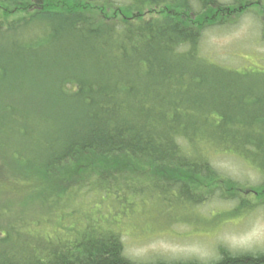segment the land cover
Returning <instances> with one entry per match:
<instances>
[{"label":"trees","instance_id":"1","mask_svg":"<svg viewBox=\"0 0 264 264\" xmlns=\"http://www.w3.org/2000/svg\"><path fill=\"white\" fill-rule=\"evenodd\" d=\"M110 2L0 0V167L19 163L17 176L35 184L30 206L0 212L13 224L1 233L0 264H264V252L223 246L212 261L139 263L125 257L118 233L121 221L135 218L136 226L158 215L177 225V205L192 212L226 200L233 217L264 206L262 195L248 202L216 187L211 198L184 179L190 172L201 184L224 182L211 158L226 153L253 169L261 179L255 189L264 191V73L230 74L199 48L200 16L250 0H128L96 14ZM147 6L159 7L160 19L179 16L143 22L123 12ZM20 80L39 91L34 105L17 100ZM80 157V173H56ZM90 201L106 212L84 210Z\"/></svg>","mask_w":264,"mask_h":264},{"label":"rangeland","instance_id":"2","mask_svg":"<svg viewBox=\"0 0 264 264\" xmlns=\"http://www.w3.org/2000/svg\"><path fill=\"white\" fill-rule=\"evenodd\" d=\"M110 1V3H113L112 5L97 4V7L100 8H96V14L101 15L103 12L110 14L112 9H118V6H122L128 2V0ZM221 1L226 4L229 3V0ZM133 9L123 10V12H125V15L136 16L138 20L143 19V22H151L153 20L157 22H174L171 18L179 16L176 11H168L167 14L169 16L160 19L155 15V12L159 11V7L147 6ZM170 14H172L171 17ZM200 18L202 40L200 41L199 48L209 63H217L231 70L230 74L247 78L259 77L261 75L259 73H264V0H250L249 3L227 12L219 11L215 13V10H210L205 14L204 18L201 16ZM176 22L180 21L177 19ZM19 38L22 39V35ZM11 73L13 72L9 71L10 76L12 75ZM23 74L26 75L23 76V79L24 77H28L29 81L35 80V77H38L34 74ZM4 79L5 76L0 77V81ZM41 80L35 85L39 86L38 84H41L43 81ZM18 83L23 84L24 88L22 90L23 94L18 96L17 100L30 101L29 105H34L33 102L36 99L33 94L39 93V91L36 89L27 91L26 85L28 82L26 81L20 80ZM245 86L240 84L238 88L241 89ZM3 90L5 92V87ZM1 99L0 95V105ZM38 105L40 107L45 106L44 103ZM54 116H56L55 113H53ZM35 133L36 136L42 135L40 131H36ZM0 158H2V153H0ZM75 159L76 161H71V159L65 160V164L55 170L56 173L61 176H63V171L68 172L72 170L80 173L84 168L85 160H82L81 157ZM15 164L18 166L13 165L12 167L10 166L12 164H4V168L0 167V212L4 215L6 214L4 212H11L9 215L13 216L12 213L17 214L18 205L30 206L33 203V197H30V194L32 193V188L35 186L34 179L30 178L24 181L21 177L17 176V172H19L17 168L20 169L22 165L19 163ZM211 164L220 171L222 178L219 179L224 182L230 180L233 184L229 182H227L229 184H224V182L219 183L217 181L211 185L201 184L200 181H203V179L193 174L191 175L190 172H186L184 179L197 193L210 191L209 196L212 198L216 187H219L220 193L226 196L235 195V197L250 202L249 199L256 201L257 197L262 195L261 200H264V191L255 189L261 183L259 175L249 166L244 165V162L239 157L226 153H216L211 158ZM19 175L22 176V174ZM148 175L151 178L165 179L159 177L153 171L148 172ZM135 176L137 177V175ZM29 177L34 176L31 174ZM167 177L170 176L167 175ZM253 189H255L254 192H252ZM215 201L217 202H211L207 206L195 208L192 212H188L190 206L185 209L177 205V208L173 209V213L175 212L181 220L173 222V224L177 225H173L172 227L171 221H165V219L169 218L164 215L162 216L165 219L161 215H158L152 221L148 219L142 226H136V224L131 223V220L136 221V218L121 221V225L127 224L126 226H119L122 231L118 232L119 234L121 233L120 239L123 246V254L131 261L150 263L157 260L178 261L175 259H196L203 262L212 261L218 256V251L222 246L227 249L235 248L239 251L244 249L255 253L264 252V206H260L258 209L255 208L244 216L233 217L228 215L227 212L233 209L234 203H226V200ZM91 204V201L90 203H86L84 210H97L96 206L98 205L94 208ZM262 204H264V201H262ZM101 209L103 208L100 207L97 212H106V210ZM139 209V207H135V211ZM134 213L136 212H132V214ZM90 214L92 215L91 212ZM191 219L199 221L197 224H194ZM9 220V216L5 217L3 221L0 217V237L1 233L9 225H13L12 221ZM131 225H134L135 228ZM197 229L199 230L197 231Z\"/></svg>","mask_w":264,"mask_h":264},{"label":"flooded vegetation","instance_id":"3","mask_svg":"<svg viewBox=\"0 0 264 264\" xmlns=\"http://www.w3.org/2000/svg\"><path fill=\"white\" fill-rule=\"evenodd\" d=\"M233 249H235V248H232V249H229L230 251H232V252H234V253H241V252H245V253H255V252H249V251H246V250H244V249H242V250H233ZM175 260H181V259H175ZM182 260H184V259H182ZM193 260H196V259H193ZM196 261H198V260H196ZM175 262H182V261H175Z\"/></svg>","mask_w":264,"mask_h":264},{"label":"bare ground","instance_id":"4","mask_svg":"<svg viewBox=\"0 0 264 264\" xmlns=\"http://www.w3.org/2000/svg\"><path fill=\"white\" fill-rule=\"evenodd\" d=\"M201 55L204 57V55L201 53ZM205 58V57H204ZM206 59V58H205ZM215 64H217V63H215ZM217 65H219V64H217ZM220 67H222L221 65H219Z\"/></svg>","mask_w":264,"mask_h":264}]
</instances>
